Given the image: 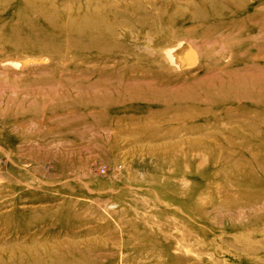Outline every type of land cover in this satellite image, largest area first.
<instances>
[{"label":"rangeland","instance_id":"obj_1","mask_svg":"<svg viewBox=\"0 0 264 264\" xmlns=\"http://www.w3.org/2000/svg\"><path fill=\"white\" fill-rule=\"evenodd\" d=\"M0 264H264V0H0Z\"/></svg>","mask_w":264,"mask_h":264}]
</instances>
